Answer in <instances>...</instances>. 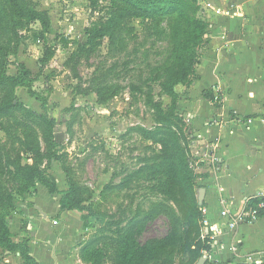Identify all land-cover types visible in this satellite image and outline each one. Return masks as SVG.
<instances>
[{
    "label": "rangeland",
    "instance_id": "obj_1",
    "mask_svg": "<svg viewBox=\"0 0 264 264\" xmlns=\"http://www.w3.org/2000/svg\"><path fill=\"white\" fill-rule=\"evenodd\" d=\"M201 1L200 19L205 18ZM15 2L0 0V75L15 76L24 64L34 79L35 95L24 86L0 87V101L12 93L55 120L54 139L67 154L65 162L72 168V177L89 189L85 196L91 193V198L84 210L65 213L67 222L63 214L58 217L60 192L69 187L62 163L47 157L41 121L23 111L15 112L10 120L30 126L41 146L40 158L23 153V162L43 169L45 181L56 185L58 192L50 193L43 181L29 191L19 188L10 174L13 144L0 128V196L12 197L7 207L8 226L13 240L21 244L13 252L0 246V264H40L34 253L52 256L57 239L70 230L74 235L64 236L61 243L73 248L84 263L89 262L82 257V248L102 238L95 245L101 252V264H115L120 232L153 211L139 241L163 237L174 229L178 240L151 264H198L197 256H206L205 264H225L227 261L212 257L217 244L206 232L204 212L199 218L194 211L202 187L199 178L204 173L191 166L187 117L209 24L202 43L188 55L179 49L177 30L183 21L177 14L121 17L123 13L118 11L112 13L118 26L100 36L98 31L111 26L112 0ZM117 4L122 6L120 1ZM32 12L36 19L30 18ZM169 84L174 94L168 91ZM168 158L176 169L180 205L151 178L152 168ZM184 168L186 175L181 171ZM38 187L50 193L47 204L38 205ZM157 204L165 211L157 213ZM50 225L54 227L52 240L48 242V232L38 238L37 229ZM26 252L32 259L26 258Z\"/></svg>",
    "mask_w": 264,
    "mask_h": 264
},
{
    "label": "crops",
    "instance_id": "obj_2",
    "mask_svg": "<svg viewBox=\"0 0 264 264\" xmlns=\"http://www.w3.org/2000/svg\"><path fill=\"white\" fill-rule=\"evenodd\" d=\"M206 2L232 7L236 15L206 10ZM201 5L209 38L198 66L199 79L190 89L187 117L193 156L204 160L198 168L204 173L200 184L206 189L202 207L209 225L219 229L210 231L217 244L212 257L235 264L250 255L264 256V214L234 229L228 228L229 217L221 214L222 199L235 213L245 202L246 208H254L253 196L264 190V0H202ZM38 190V205L47 204L50 193L44 187ZM69 212L63 213L65 222ZM46 233L49 242L54 227L37 229L40 239ZM69 233L63 237L75 232ZM63 237L57 239L52 256L34 253L40 264H76L79 256L70 246L63 247Z\"/></svg>",
    "mask_w": 264,
    "mask_h": 264
},
{
    "label": "trees",
    "instance_id": "obj_3",
    "mask_svg": "<svg viewBox=\"0 0 264 264\" xmlns=\"http://www.w3.org/2000/svg\"><path fill=\"white\" fill-rule=\"evenodd\" d=\"M13 5H16L15 0H11ZM95 1V0H92ZM117 1L122 3L117 4ZM112 12L108 23L111 24L108 28H103L100 36L107 35V31L112 27H117L115 18L112 13L121 11L125 17L132 15L135 17L145 18H161L171 14H177L183 21V27L177 30L180 36L179 49L180 51L188 52L192 55L197 46L202 43L204 35L207 31L208 23L205 18H198L199 10L198 0H112ZM31 19H36L37 16L32 12L29 15ZM67 44V42H66ZM34 79L30 75L29 69L21 64L19 66L18 74L0 75V87H18L24 86L28 88L31 95H35L32 85ZM168 91L174 94L173 85H168ZM213 98V94L210 99ZM46 104V101L43 103ZM17 111H23L27 116L35 117L41 121L44 127V136L47 141L49 159H56L62 163V168L66 173L69 187L60 192V210L57 214L60 217L66 211L84 210L85 203L91 198L89 189L80 185L79 181L75 180L72 175V168L65 162V152H61L62 146L54 139L53 129L55 120L49 118L45 114H41L31 109L28 105L17 100L16 96L8 93L6 97L0 101V128L4 129L9 139L12 141L13 149L11 150V161L13 169L11 170V178L16 182L21 190L29 191L34 188L36 183L43 181L50 187V193L57 191L56 185H51L44 178V171L36 164H29L23 162V153L31 155L36 160L42 156L41 146L36 139L34 130L21 122L12 121L10 117ZM166 146L163 140H160ZM182 173L186 175L187 168L181 169ZM151 178L157 181V186L162 193L173 199L180 205V191L176 180V169L174 163L170 158L162 160L158 165L152 168ZM12 203L11 195L0 196V246L9 250L15 251L21 244L13 240V234L8 226V205ZM254 204V203H253ZM250 204H248L249 206ZM252 205V203H251ZM203 204H196L194 209L199 218H203L202 214ZM157 213L165 211L162 206L156 205ZM264 214V210L260 215ZM155 215V212H150L143 218L134 223L125 230L121 231L118 236V248L116 251L115 264H151L167 251L173 247L178 240L177 230H172L163 237L151 238L146 242L141 243L138 239L139 235L149 219ZM102 239V238H101ZM100 238L89 241L81 251L82 257L91 264H101V252L95 248V245L101 241ZM207 250L211 251V245L207 246ZM27 259H32L28 252L25 253ZM201 256L195 258V262ZM225 264H228L226 262ZM235 264H258L255 262H237ZM261 264H264L261 263Z\"/></svg>",
    "mask_w": 264,
    "mask_h": 264
},
{
    "label": "built area",
    "instance_id": "obj_4",
    "mask_svg": "<svg viewBox=\"0 0 264 264\" xmlns=\"http://www.w3.org/2000/svg\"><path fill=\"white\" fill-rule=\"evenodd\" d=\"M205 9L206 10H214L217 14H225L228 16H234L236 15V12L230 8H220V7H215L211 2H206L205 4ZM40 42V40H39ZM220 97L218 94L215 95V100H218ZM193 136L190 135V139L193 140ZM204 160H202L200 155L195 154L192 158V163L191 166L195 169H198L201 163ZM215 161H218V158H215ZM253 198L257 199V204L255 205L254 208H246V202L244 206L241 208V210H238L237 212L233 213L231 212L230 208L227 206L226 202L224 199L221 201V214L224 217H229V221L227 223L229 229H234L238 226V224L243 223V222H248V221H253L256 220L260 216V212L264 210V190L258 191ZM202 211L204 214L206 213V209L202 207ZM204 223L207 228V233L210 234V231H218V227H213L209 225L208 219L205 217ZM214 238V237H213ZM215 239V238H214ZM208 256V255H207ZM250 262H255L258 264H261L264 262V256L261 254H255L248 256ZM76 264H86L84 263L81 259H78Z\"/></svg>",
    "mask_w": 264,
    "mask_h": 264
},
{
    "label": "water",
    "instance_id": "obj_5",
    "mask_svg": "<svg viewBox=\"0 0 264 264\" xmlns=\"http://www.w3.org/2000/svg\"><path fill=\"white\" fill-rule=\"evenodd\" d=\"M205 194H206V189H205L204 187H201V188L199 189V204H201V205H202L203 202H204ZM207 259H208V258H207L206 256L200 258L198 264H205L206 261H207Z\"/></svg>",
    "mask_w": 264,
    "mask_h": 264
}]
</instances>
